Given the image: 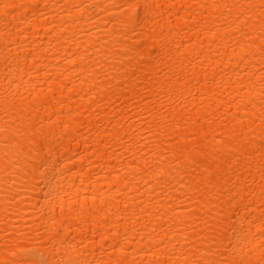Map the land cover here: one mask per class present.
Returning a JSON list of instances; mask_svg holds the SVG:
<instances>
[{"label": "bare ground", "instance_id": "1", "mask_svg": "<svg viewBox=\"0 0 264 264\" xmlns=\"http://www.w3.org/2000/svg\"><path fill=\"white\" fill-rule=\"evenodd\" d=\"M0 264H264V0H0Z\"/></svg>", "mask_w": 264, "mask_h": 264}]
</instances>
